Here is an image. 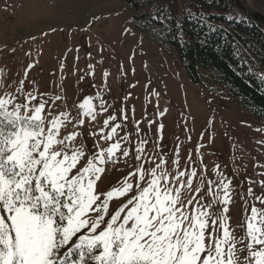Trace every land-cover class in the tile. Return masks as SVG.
I'll return each instance as SVG.
<instances>
[{
    "label": "rangeland",
    "instance_id": "1",
    "mask_svg": "<svg viewBox=\"0 0 264 264\" xmlns=\"http://www.w3.org/2000/svg\"><path fill=\"white\" fill-rule=\"evenodd\" d=\"M238 1L264 15V0ZM28 93L36 96L33 105L46 102L45 127L49 112L67 114L66 120L60 116L59 138L76 133L71 146H82L87 157L120 144L111 159L105 151L95 189L107 192L125 177L134 187L109 201L105 222L136 195L137 182L147 186L151 169L170 178L186 173L182 180L190 177L191 186L182 188L184 203L193 197L202 204L216 201L217 215L224 207L221 181L228 184L226 223L233 235L244 234L253 206L264 213V203L257 200L264 197V121L221 83L192 81L172 46L133 24L123 0H0V96H15L21 103ZM89 109L94 119L85 114ZM196 200L185 211L196 207ZM86 233L82 229L77 235ZM77 258L74 251L68 261Z\"/></svg>",
    "mask_w": 264,
    "mask_h": 264
},
{
    "label": "snow or ice",
    "instance_id": "2",
    "mask_svg": "<svg viewBox=\"0 0 264 264\" xmlns=\"http://www.w3.org/2000/svg\"><path fill=\"white\" fill-rule=\"evenodd\" d=\"M16 100L0 96V264H65L74 251L78 258L68 264H87L86 257L92 264H264V213L253 206L244 234L233 235L226 223L229 185L222 181L224 199L219 203L224 207L217 215L212 210L216 201L202 204L193 197L184 203L182 188L191 186L190 177L182 180L186 173L170 178L163 170L157 175L151 169L147 186L141 188L137 182L136 195L105 222L109 201L134 187L125 177L107 192L95 189L104 171L99 165L105 162V151L111 159L120 144L87 157L82 146H71L76 133L59 138L64 125L60 116L66 120V113L49 112L45 127L46 102L33 105L32 93L24 102ZM85 114L95 118L91 109ZM115 131L105 138L111 139ZM137 172L144 180L139 165ZM173 182L180 186L169 187ZM248 193L252 195L251 188ZM194 200L196 207L185 211ZM257 200L264 203V197ZM82 229L87 233L77 235ZM73 237L75 242L61 253Z\"/></svg>",
    "mask_w": 264,
    "mask_h": 264
},
{
    "label": "trees",
    "instance_id": "3",
    "mask_svg": "<svg viewBox=\"0 0 264 264\" xmlns=\"http://www.w3.org/2000/svg\"><path fill=\"white\" fill-rule=\"evenodd\" d=\"M123 1L137 28L173 47L192 81L221 83L264 121L263 14L238 0Z\"/></svg>",
    "mask_w": 264,
    "mask_h": 264
}]
</instances>
